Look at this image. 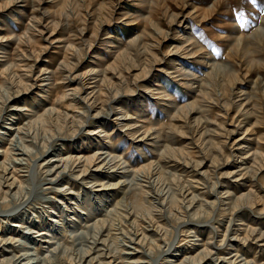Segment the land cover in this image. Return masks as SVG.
Wrapping results in <instances>:
<instances>
[{
  "label": "rangeland",
  "instance_id": "1",
  "mask_svg": "<svg viewBox=\"0 0 264 264\" xmlns=\"http://www.w3.org/2000/svg\"><path fill=\"white\" fill-rule=\"evenodd\" d=\"M32 262L264 264V0H0V264Z\"/></svg>",
  "mask_w": 264,
  "mask_h": 264
},
{
  "label": "bare ground",
  "instance_id": "2",
  "mask_svg": "<svg viewBox=\"0 0 264 264\" xmlns=\"http://www.w3.org/2000/svg\"><path fill=\"white\" fill-rule=\"evenodd\" d=\"M18 150H19V149H18ZM24 154H26L24 150H23L22 152H19V153H18V155H21V156L24 155ZM19 159H20V161H16V162H18L19 165H22V164H23V160H22L21 158H19ZM19 165H18V166H19ZM51 172H52V171H51ZM31 231H32V230H31ZM32 232H35V231H32ZM42 234H44V233H43V232H40V234H38V235H42ZM48 241H49V240H48ZM7 243H8V242H7ZM25 254H27V253H25ZM25 254H24V255H25ZM30 256H31V255H30ZM25 258L28 259V260H29L28 263H30L31 257H29V254H28V256H26ZM19 259H20V258H18L15 262H19ZM34 262H35V261H34ZM37 262H38V261H36L35 263H37ZM28 263H27V264H28ZM14 264H16V263H14ZM31 264H34V263L32 262Z\"/></svg>",
  "mask_w": 264,
  "mask_h": 264
}]
</instances>
